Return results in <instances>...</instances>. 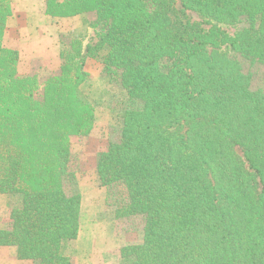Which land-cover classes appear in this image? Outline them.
Segmentation results:
<instances>
[{
    "label": "trees",
    "instance_id": "trees-1",
    "mask_svg": "<svg viewBox=\"0 0 264 264\" xmlns=\"http://www.w3.org/2000/svg\"><path fill=\"white\" fill-rule=\"evenodd\" d=\"M42 2L51 18L90 17L86 56L125 92L119 138L95 164L113 218L141 224L117 264H264V0ZM12 16V0H0V248L21 263L72 264L81 194L71 139L95 124L85 57L73 40L43 81L22 72L4 45Z\"/></svg>",
    "mask_w": 264,
    "mask_h": 264
},
{
    "label": "rangeland",
    "instance_id": "rangeland-1",
    "mask_svg": "<svg viewBox=\"0 0 264 264\" xmlns=\"http://www.w3.org/2000/svg\"><path fill=\"white\" fill-rule=\"evenodd\" d=\"M172 1L179 7L180 0ZM12 9L13 16L7 21L4 45L18 50L22 72L35 73L43 81L58 69L61 49L73 40L78 41L81 54L85 57L87 80L82 86V92L96 107L95 124L88 136L71 139L72 160L81 194L80 230L83 236V241H79L78 245L75 243L71 251V263L96 264L100 258V264L102 260L105 264H117V250L140 240L138 232L141 224L138 219L120 221L113 218L107 208L109 201L106 199V189L97 187L95 164L98 152L103 151L108 142L119 138L118 112L126 107L125 92L119 84L104 76L95 59L86 56L87 47L95 42L89 16L51 18L44 14L42 0H12ZM186 15L190 22H203L194 12H186ZM203 27L209 28L208 25ZM219 27L230 37L235 34L236 28L233 26L222 24ZM222 50L230 54L227 44L222 46ZM7 203V197L0 195L2 228H6L9 222ZM90 251L92 255L89 259L87 252ZM3 255L14 259V250L3 249Z\"/></svg>",
    "mask_w": 264,
    "mask_h": 264
},
{
    "label": "crops",
    "instance_id": "crops-1",
    "mask_svg": "<svg viewBox=\"0 0 264 264\" xmlns=\"http://www.w3.org/2000/svg\"><path fill=\"white\" fill-rule=\"evenodd\" d=\"M81 227V226H80ZM80 227H79V232H78V236H77V239H76V243H77V245H78V243H79V241H83L82 240V232H81V230H80ZM91 241V240H90ZM89 243V242H88ZM3 249H7V248H0V264H15L17 261L15 260V254H14V259L12 258V259H8V257H3L4 255H3ZM91 252L92 251H90V252H87V257L90 259V255H92L91 254ZM102 254H105L104 252L102 253ZM101 254V255H102ZM107 254V253H106ZM100 259V258H99ZM99 259H97V263L96 264H100V261H99ZM86 261V260H85ZM102 264H105L104 262H103V260H102V262H101Z\"/></svg>",
    "mask_w": 264,
    "mask_h": 264
}]
</instances>
